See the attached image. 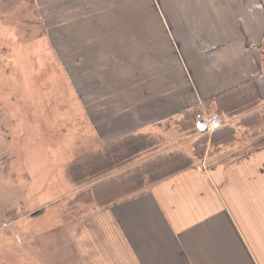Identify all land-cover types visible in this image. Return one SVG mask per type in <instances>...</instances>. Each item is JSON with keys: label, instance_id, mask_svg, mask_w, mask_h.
<instances>
[{"label": "crops", "instance_id": "0c3cea01", "mask_svg": "<svg viewBox=\"0 0 264 264\" xmlns=\"http://www.w3.org/2000/svg\"><path fill=\"white\" fill-rule=\"evenodd\" d=\"M10 2L17 6L16 0L0 6ZM25 5L40 16L42 38L51 40L59 29L71 40L60 45L62 53L74 55L84 72L77 86L90 88L77 95L93 126L104 122L100 134L113 136L108 143L152 125L163 135L164 122L173 119L178 128L186 112L216 114L205 103L239 86L249 85L258 102L252 111L223 117L236 140L218 156H205L75 227L74 264H264V126L256 135L236 127L252 113L264 117V0ZM8 18L12 23L9 15L0 22Z\"/></svg>", "mask_w": 264, "mask_h": 264}, {"label": "rangeland", "instance_id": "374dc122", "mask_svg": "<svg viewBox=\"0 0 264 264\" xmlns=\"http://www.w3.org/2000/svg\"><path fill=\"white\" fill-rule=\"evenodd\" d=\"M25 1L0 6V16L13 19L0 22V264H74L73 229L110 205L80 195L126 174L134 193L143 192L156 178L154 160L182 154L188 169L199 160L193 145L203 135L171 119L163 135L152 125L108 143L104 122L93 126L77 95L90 88L77 86L84 72L74 55L62 53L71 40L59 29L42 38L40 16L32 17Z\"/></svg>", "mask_w": 264, "mask_h": 264}, {"label": "trees", "instance_id": "16d2710c", "mask_svg": "<svg viewBox=\"0 0 264 264\" xmlns=\"http://www.w3.org/2000/svg\"><path fill=\"white\" fill-rule=\"evenodd\" d=\"M253 94L254 92L249 85L239 86L217 95L212 100L205 103V107L213 104L216 108V114L222 118L239 115L248 111H252L258 105V102L255 99L256 97ZM195 114V111L186 112L183 114L184 117L182 121L177 123L178 127L180 126L179 129H181V131H185V125L189 124L191 129L198 132L195 125ZM262 126H264V117L260 116L259 113H252L248 117L240 119L236 125V127L250 129L253 131L254 135L257 134L256 131ZM235 140V128L226 125L213 132L211 135H203L200 141L194 143L193 158L199 160L202 159L204 156L199 157V152L202 151L205 153L207 147L211 153L207 154L206 157L212 158L221 147L229 146L233 144ZM184 159H187L185 155L176 154L163 156L158 158V160H154L150 164L152 169L151 171L156 175V178L152 184L186 169L181 167V161ZM130 177L131 176L129 174H126L118 179L100 182L96 184L91 189V191L86 190L83 192V195H80V197L83 196L82 199H84L86 202L95 200V202L98 204L105 201L108 204H112L116 201L127 198L132 196V194H135L134 192L136 191L134 186L135 181ZM100 198L102 201H100Z\"/></svg>", "mask_w": 264, "mask_h": 264}, {"label": "built area", "instance_id": "2783aa9c", "mask_svg": "<svg viewBox=\"0 0 264 264\" xmlns=\"http://www.w3.org/2000/svg\"><path fill=\"white\" fill-rule=\"evenodd\" d=\"M199 124L207 133H211L219 129L223 125V122L218 116H205L200 120Z\"/></svg>", "mask_w": 264, "mask_h": 264}]
</instances>
